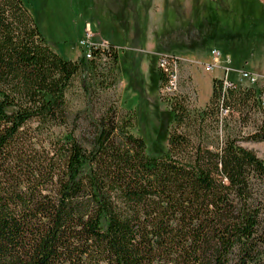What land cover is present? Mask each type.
I'll return each mask as SVG.
<instances>
[{
    "label": "trees",
    "instance_id": "16d2710c",
    "mask_svg": "<svg viewBox=\"0 0 264 264\" xmlns=\"http://www.w3.org/2000/svg\"><path fill=\"white\" fill-rule=\"evenodd\" d=\"M210 10L175 48L237 38ZM37 21L24 0H0V264H264V158L242 145L264 141L258 88L215 79L192 115L161 70L169 122L150 145L136 109L92 113L117 85V48L66 59ZM76 82L89 122L70 111Z\"/></svg>",
    "mask_w": 264,
    "mask_h": 264
},
{
    "label": "rangeland",
    "instance_id": "374dc122",
    "mask_svg": "<svg viewBox=\"0 0 264 264\" xmlns=\"http://www.w3.org/2000/svg\"><path fill=\"white\" fill-rule=\"evenodd\" d=\"M40 1L24 0L44 37L66 59L73 61L81 56L79 42L84 39L89 22L97 42L107 40L117 48L122 58L117 85L100 95L92 113L99 117L116 104L136 109L140 119L135 134L143 136L150 145L159 133L166 136L169 122L159 81L161 55L181 58L179 94L187 99L192 115L205 110L207 105H202L212 96L213 80L222 76L225 68H229L230 78L239 85L244 84L239 79L243 70L264 79V0H47L48 6L42 9ZM83 7L90 9L89 18L82 12ZM211 8L223 26H230V31L238 34L237 38L230 36L194 53L175 48L195 39L196 35L189 33L190 26L205 21ZM213 49L223 54L218 62L222 71L206 70L214 61ZM227 57L230 63L226 62ZM141 86L143 99L135 93ZM67 98L73 117L81 112L79 122H89V113H83L87 102L79 83L76 82ZM254 130V124L245 128L246 132ZM51 133L57 137L65 129L54 128ZM242 145L264 158V141H244Z\"/></svg>",
    "mask_w": 264,
    "mask_h": 264
},
{
    "label": "built area",
    "instance_id": "2783aa9c",
    "mask_svg": "<svg viewBox=\"0 0 264 264\" xmlns=\"http://www.w3.org/2000/svg\"><path fill=\"white\" fill-rule=\"evenodd\" d=\"M95 33L92 27V23H87L86 28H85V37L79 42V47L80 49L84 50V52L87 55V58L90 60L93 58V53L92 49L96 47H101L103 49L109 48L110 43L105 40V41H100L97 42L95 40ZM212 54L214 56V61L210 63L206 67V70L208 72H211L213 69L218 68L221 69L222 67L218 63L219 60H222L223 54L219 49H213ZM226 62L230 63L231 59L227 57ZM159 66L161 70L167 74L169 77V85L167 86L166 90L164 91L165 93L168 92L170 94H179L180 93V73H181V58L176 57L171 54H163L159 58ZM224 69V68H223ZM223 79L225 80V87L224 91L226 92L227 88H239L241 86L244 87H257L258 90L261 93L260 101L262 103V106L264 107V79L261 80L259 76L256 74H253L250 71L243 70L241 71L240 74V83H244L243 85H239L237 81L230 79L229 77V68H225L223 70ZM222 116H227L228 110L223 112Z\"/></svg>",
    "mask_w": 264,
    "mask_h": 264
},
{
    "label": "crops",
    "instance_id": "0c3cea01",
    "mask_svg": "<svg viewBox=\"0 0 264 264\" xmlns=\"http://www.w3.org/2000/svg\"><path fill=\"white\" fill-rule=\"evenodd\" d=\"M263 2H264V1H263ZM77 58H78V57H77ZM77 58H75V60H76ZM75 60H73V61H75ZM223 76H224V75H223V73H222V76H220V77H216V78H218V79H223ZM229 78H230V77H229ZM230 79H231V78H230ZM232 80H234V79H232ZM213 82H214V80H213ZM212 91H213V86H212ZM211 94H212V92H211ZM212 95H213V94H212ZM211 97H212V96H211ZM211 97H210L209 101L211 100ZM209 101H208V102H209ZM208 102H205L202 106L205 107V106L207 105Z\"/></svg>",
    "mask_w": 264,
    "mask_h": 264
}]
</instances>
